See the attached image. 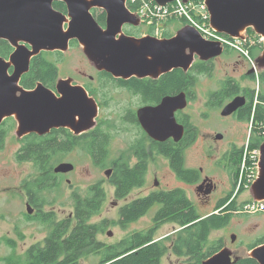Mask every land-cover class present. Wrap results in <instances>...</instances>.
I'll return each instance as SVG.
<instances>
[{
	"label": "rangeland",
	"instance_id": "374dc122",
	"mask_svg": "<svg viewBox=\"0 0 264 264\" xmlns=\"http://www.w3.org/2000/svg\"><path fill=\"white\" fill-rule=\"evenodd\" d=\"M86 1L90 2L91 0ZM56 3L64 5L65 13L57 10V8L54 7ZM124 6L126 11L130 13L129 15L132 18L133 23H125L124 25H122V32L119 34V37H126L135 41L144 38H150L157 41H165L175 38L179 35L178 33H183L185 30L191 29L200 37L203 42H217L214 41L215 39L204 38V30L210 29L212 27L211 15L208 10L207 0H173L172 2L167 3L164 6L157 4L154 0H139V5L136 8H131L128 5V2H125ZM52 8L62 13L66 17V24L63 25L66 31L67 22L70 21V18L67 16L65 2H53ZM101 11L103 10L99 9L98 7L90 9V13L97 24L98 22L95 18L101 14ZM103 12L105 13V11ZM125 25L128 26L124 27ZM196 25L200 26L202 30L197 29ZM98 26L103 32L106 31V13L104 26H101L100 24H98ZM215 35L218 37H221L222 35L226 36L225 38L229 39L232 43H230L228 40H226L227 42L222 43L221 47H219L221 49L219 55L214 57V72L211 76L201 75L198 77V85L195 88L197 98L194 99V101L191 102L189 106H187V109L186 107L182 109H186V112L184 111V113L190 116V122L192 123L193 127L197 129V137L195 139V142L191 144V146H189L186 151L187 165L191 169H195L197 171L201 170V178L207 177L214 182V184L217 186L215 194H213L208 201L206 200L203 202L199 197L200 195L196 192V188L202 183L198 184L199 181L193 184L177 183L175 181L174 175L166 170V160L161 156L158 157L159 170L160 172H163V174H159V182L161 183L159 185L167 188L180 187L186 190L187 197L192 201L197 211L202 216H205L214 211L215 199H217L218 196L223 195V193L219 194V191L228 189L227 186H229V175L227 174V172L223 171L220 165L221 154L225 150V148L222 146L221 142L217 143L212 148H209L207 146L208 137L211 138V134L215 133L222 134L225 137L226 147L227 143L229 142H233L235 144L241 143L242 146V144H245L249 135V130L251 128L250 122L249 124H241L243 126L240 128V134L237 135L236 132L239 130V128L231 119H223L220 117V115H218L215 109H209L204 106L206 92L211 88L214 89L215 83L225 77H232L235 79L238 78L242 83H245L247 81L245 80L247 76H243L241 78H239V76L242 75L243 71L248 68H250V70L254 69L253 76H251V79L254 80V83L249 82V86H254L255 84V88L257 89L258 76H260L259 74L263 71L264 68V36L257 34L253 26H247L246 28L242 29V31L238 35L242 39H233L235 36L225 35L222 33H218ZM0 40H4L12 48V52L9 56H11L17 50L16 44L14 43H17V45L24 44L20 43V41L18 40H15L14 42L9 39ZM72 41L69 42L68 48L65 51H56L61 54L60 56H57V54H53L50 57L52 59V62H54L55 59H60V62L56 63V65L58 66V78L54 87L56 86L57 89V87L61 85V83L66 82L71 87H79L83 89L88 99L96 107V117L93 119V123H91V125L81 133L76 134L69 128L64 129L72 132L74 136H80L82 134L90 132L98 126L104 129L106 121L115 125L110 130L111 136L107 144L108 156L104 161L105 167L97 166L95 159L86 154L83 151L81 145H77L71 148L69 151L60 154L54 159L53 167L51 169L53 176L52 180L58 181L60 183V186L58 190L57 188H51L40 192V194L38 195L39 201L42 202L40 210L42 212L55 213L57 219L69 217L72 214V194L74 192H77V194H79L80 196H85L87 189L90 186L99 183V187H101L105 193V199L102 207L100 208L99 212L93 217L92 221L93 223L106 221L105 229L98 236V240L106 244H115L126 235L134 231L147 230L151 227L152 218L158 208L157 205L150 209L144 217L137 221L129 223L125 227H121L119 225V211L121 207L125 206V203L128 204L134 200L142 199V197L146 196L149 192L155 189L156 187L153 186V181L157 179L156 177H152V175H149L148 180H150V182L146 183L143 189L139 187L132 189L128 196L122 200L116 199L114 197V189L109 182V178L105 177L104 172L109 169L112 172V162L115 163L119 158H121L122 166H125V161H128V166L129 160L133 158L134 155H131L129 151H127V149H124V147L127 144V141L139 138L141 132L134 130V128L129 126V123L124 124L122 122V104L120 103L122 99L119 97L120 95H116L115 93L113 95L112 101L101 99L100 102L102 104V107L99 108V102L97 101V98L91 96L85 90V85L93 81V79L95 80L104 78L100 80H108L106 77H102L101 74H99L107 72H105L104 70H100L99 64L95 63L88 56H86L83 50V46L79 45L77 41L76 45H74L71 43ZM245 44L248 47L246 49H243L242 47H244ZM24 47L32 51V48L29 45L24 44ZM252 48H257L259 50L258 55L255 58H250L247 53ZM44 52L55 51L44 50ZM226 52L230 55H222V53ZM39 54L32 56L30 59V63L32 59ZM184 56L190 59V61L187 60L188 63H190L189 68L192 67L191 63L196 58H199L201 60H209L202 59L198 54H196L195 52H191V50L188 48L185 50ZM243 58L244 64H242L241 61ZM7 64L8 67L10 66L13 68L12 72L11 70H9V76H12L14 73V65L10 61H7ZM241 65L243 68L241 67ZM173 70L158 73L156 77L148 76L143 78L159 79L164 74L169 73ZM24 74L20 76L17 83V87L21 90L22 87L19 84ZM109 75L112 77L111 79L116 80L140 78L136 76H132L129 78H120L114 77L111 74ZM100 83L103 84V82ZM108 84L112 83L109 82ZM39 85L45 87L41 83H37L32 90L27 92L35 91ZM45 88L47 89V87ZM52 93L56 96V98H60V94L57 93V90ZM180 93L172 96H165L164 98L174 97ZM123 101H128L131 107L135 105L134 100L127 98ZM158 105L152 108H155ZM255 107L256 102L253 103V106L251 108V113L249 116L250 121H253ZM175 113H177V111ZM14 120L16 121L15 128L13 131H11L7 138H5V140L3 141V146H1L0 141V239L6 238L14 241L15 247L12 250L4 243H0V259L19 258L31 246L36 244H40L42 246L44 238L47 234V227L45 224L40 223L36 220H27L24 216L25 214H27L25 195L29 194L24 188L27 184L34 182L35 179L37 180L39 177H41V174L39 173L41 171L35 168V164L31 160H18L17 155L20 150V139L27 135L35 133L20 134L16 117ZM242 152L244 153L243 150ZM250 152L252 154L257 153V159L259 160L260 151H258V149H251ZM127 153H129L130 155ZM61 164L73 165V170L65 174H56L55 169ZM242 169V178L247 172L253 173V179L251 177V180H256V178L259 177V174L257 175L259 170H255L256 173H254L253 167L248 164V161H243ZM241 177L238 180H241ZM167 188H165L164 190H169ZM243 189L244 190L241 193H237V214H234L233 217H231L230 215L231 219L229 218L230 221L226 227L221 230L212 231L209 235V240L219 241L222 243L223 247L221 250L228 254L229 258L232 260V263L236 258L245 256L250 257L252 251L255 248L264 245L261 244L249 250L250 246L254 245L257 240L264 237V198H261L258 195L253 186H251L247 190L246 187H244ZM32 209L33 214L35 208L33 207ZM177 230V225H162L156 232L155 238L157 240H159L160 238V240L165 242L166 246L169 247V244L174 239ZM108 232L111 233V236H107ZM232 235L236 237L234 242H231ZM98 259L99 258H97V256H91L82 260L81 264H96ZM207 260L208 259H206L204 262H206ZM0 264H7V262L0 261ZM160 264H188V262L187 259H182V257L177 256L172 253V251L168 250L161 258Z\"/></svg>",
	"mask_w": 264,
	"mask_h": 264
},
{
	"label": "water",
	"instance_id": "95a60500",
	"mask_svg": "<svg viewBox=\"0 0 264 264\" xmlns=\"http://www.w3.org/2000/svg\"><path fill=\"white\" fill-rule=\"evenodd\" d=\"M56 1L66 4L70 18L66 31L63 27L66 17L52 8ZM154 1L164 6L173 0ZM124 4L125 0H0V39L18 40L32 48L30 51L24 44L14 43L17 50L9 60L14 65L12 76L6 74L8 64L0 61V123L8 116H15L20 134L38 135L47 134L53 128H69L78 134L93 123L96 107L83 89L71 87L66 82L57 87L60 98L41 85L33 92L22 91L17 96V91L21 90L17 83L28 71L31 57L44 50L65 51L72 40L83 46L86 56L99 64L100 70L120 78L156 77L158 73L173 69L186 71L190 65V59L184 56L187 48L202 59L219 55L221 49L217 45L203 42L191 29L165 41L119 37L122 25L133 23ZM207 6L212 28L218 33L237 37L242 29L253 26L257 34L264 36V0H207ZM95 7L106 13L104 32L90 13ZM241 104L242 99H235L225 107L222 115L231 114ZM185 107L183 93L166 97L155 108L141 109L138 121L154 141L161 143L173 139L177 143L184 135V127L176 122L174 114ZM72 170L73 165L61 164L55 172L65 174ZM110 174V169L104 172L107 178ZM204 184L205 181L196 188L198 194L212 191V187L203 191ZM253 188L264 198V143L260 147L259 177ZM26 208L31 215L32 207L26 204ZM235 239L232 235L231 242ZM250 257L264 264V245L255 248ZM203 264H232V260L221 250Z\"/></svg>",
	"mask_w": 264,
	"mask_h": 264
},
{
	"label": "trees",
	"instance_id": "16d2710c",
	"mask_svg": "<svg viewBox=\"0 0 264 264\" xmlns=\"http://www.w3.org/2000/svg\"><path fill=\"white\" fill-rule=\"evenodd\" d=\"M128 5L131 8H136L139 5V0L135 3L129 0ZM54 7L65 13L63 4L56 3ZM95 19L98 24L104 26L105 13L101 11V14ZM71 43L76 45V41ZM11 52L12 48L8 43L0 40V57L8 58ZM258 52L257 48H252L250 50L251 57L255 58ZM53 54L61 55L56 51H43L32 59L28 72L20 80V86L23 89L32 90L37 83H41L48 89H54L58 78L56 63L60 62V59H55L52 62L50 57ZM194 70L197 72L195 76L183 70H173L161 76L159 78L161 83L157 85V96L161 98L166 94H177L185 91L196 82L199 75L209 72L202 64L195 65ZM99 74L107 79L112 78L107 73ZM150 89L144 88L146 92H149ZM89 91L91 96L97 97L95 92L90 89ZM251 108L252 103L249 105L247 117L250 116ZM6 125L10 131L13 127L15 128L16 123L10 124L7 122ZM114 125L106 121L104 129L98 126L80 136H74L67 129L59 128L53 129L43 136L30 134L20 140L18 160H31L35 164V168L41 171L39 172L41 177L27 184L24 188L30 194L31 204L38 211L35 216L30 217L27 214L24 216L27 220H36L45 224L47 234L42 246L40 244L33 245L19 258H1L0 261H5L7 264H81V261L85 258L97 256L99 259L96 264H160L163 255L170 250L177 256L186 257L188 264H202L222 249V243L209 240V235L212 231H217L226 225L231 215L232 205L227 208L228 212L225 210L223 214L211 213V215L202 217L192 201L184 197L180 190L153 193L121 207L119 211V225L121 227L137 221L156 205H158V210L153 217L154 226L152 228L134 231L115 244H106L98 240V236L105 229L106 221L99 223H93L92 221L105 199V193L99 187V183L90 186L85 196H80L77 192L72 194V214L69 217L57 219L55 213L40 210L42 206V202L39 201L38 197L40 192L51 188H57L58 190L60 186L58 181L52 180L51 169L54 159L71 148L81 145L83 151L95 159L97 166L105 167L104 161L108 156L107 144L111 136L110 130ZM252 126L253 142L255 143H252L249 149L258 148L264 141V136L256 135L257 132H264V109L262 106L257 105L255 107ZM185 127L187 131L181 141V148L193 143L197 137V131L191 122L185 120ZM157 148L159 153L168 155L173 168L178 173V177H185L191 182L196 181L197 171L181 172L183 170L181 158L183 151L180 147L166 142L157 144ZM119 159L115 163L112 162L113 169L109 182L114 189V197L122 200L128 196L132 189L143 184L144 173L142 172L141 163L136 167H128L126 164L122 166L121 158ZM243 161L244 154L242 150L235 151L234 168L232 169L235 172L234 189L242 180L237 193L244 190L249 174L247 172L243 178L241 177ZM239 176L241 180H238ZM164 223L178 226V231L169 247L162 240L157 241L155 238L156 230ZM0 243H4L12 250L15 247V242L10 239L2 238ZM261 244H264V237L250 246L249 250ZM232 264L258 263L254 259L245 256L236 258Z\"/></svg>",
	"mask_w": 264,
	"mask_h": 264
},
{
	"label": "flooded vegetation",
	"instance_id": "af4514ba",
	"mask_svg": "<svg viewBox=\"0 0 264 264\" xmlns=\"http://www.w3.org/2000/svg\"><path fill=\"white\" fill-rule=\"evenodd\" d=\"M126 26H128V25H125L124 27H126ZM121 32H122V30H121ZM233 39H242V38L239 37V38H233ZM221 45H222V43L220 44V47H221ZM247 47L248 46L245 44L244 47H242V48L246 49ZM247 53H248L249 57L251 58L250 51H248ZM222 55H230V54H228L226 52V53H222ZM6 60L9 61L10 56L8 58L0 57V61H2L4 64H7ZM214 61H215V58L209 59V60H201L199 58H196L191 63L192 67L188 68L186 71L190 72L192 75L195 76L197 72H196V70H194V66L197 64H202L204 67H206L209 70V72L207 74H202V75L211 76L215 70ZM241 61H242V64H244V58ZM241 67H242V65H241ZM9 70H11V72H12L13 68L10 66L7 68L6 74L8 76L10 75ZM253 73H254V69L250 70V68L245 69L243 71L242 75H240L239 78H241L243 76H247V78L245 79L247 81L245 83H242L238 78L235 79L232 77H225V78L221 79L220 81H218L217 83H215L214 89L211 88L210 90H207V92H206V98H205L204 106L206 108H209V109H215L217 111L218 115H220V117L223 119H231L234 122V124L236 126H238V128H239V130L236 132L237 135L240 134V128L243 126L241 124H245V123L249 124V122L251 123V125H250L251 128L249 130L248 138H247L245 144H242V146H241V143L235 144L233 142H229V143H227V147H226L225 146V144H226L225 137L222 134L215 133V134H211V138L208 137V145L207 146L209 148L210 147L212 148L214 145H216L217 143H220V142H221L222 146L225 148V150L221 154L220 165H221L223 171L227 172V174L229 175V177H228L229 186H227L228 189L219 191V194L223 193V195L218 196V198L215 199V201H214L215 209L211 213H222L223 214V213H225V210L227 211V208L232 205V209L230 212L231 217H233L234 214H237L238 186L235 187V189H234L235 172H234V170H232L234 168V164H233L234 152L239 151V150H243L244 151V153H243L244 154V160H248L250 166L252 165L251 160L249 158L250 153H251L250 152L251 149H249V148H251L250 145L252 143H255V142H253V137H254L253 126H252L253 121H250L249 117H247V111H248L250 103H252V106H253L254 102H256V106L257 105L262 106L264 109V68H263V71L260 72V74H259L261 76V78H260V76H258V84H257L258 88L257 89L255 88L256 87L255 84H254V86H249V82L254 83V80L251 79V76H253ZM199 76H201V75H199ZM198 80L199 79H197L196 82L191 87H189L187 90L181 91L186 97V109H187V106H189L190 103L193 102L194 99L197 98L195 88L198 85ZM100 82H103V84H101ZM109 82H111L112 84H108ZM159 83H161L160 79H149V78H143V79L134 78V79H128V80H123V79H119V80H116V79H108V80L95 79L94 80L93 79V81H91L87 85H85V90L89 94H90L89 89L97 94L96 98H97V101L99 102V104H98L99 108L102 107V104L100 102L101 99L102 100L106 99L107 101H112L113 95L115 93H116V95H120L119 97L122 99L120 102L122 104L121 105V113H122L121 114V120H122V122L124 124L129 123L130 127L134 128V130H136L138 132L139 131L141 132V135L139 138H137V139L135 138L133 140L127 141V144L125 145L124 149H127V151H129V153L131 155H134V157L129 160L128 167H136L139 165V163L142 164L141 166L143 168L142 172L144 173V175H143L144 181H143V184L141 186H139V188L143 189L145 184L150 182V180H148L149 175H152V177H156V179H157V180L153 181V186L156 188L153 189L151 192H149L146 196H144L142 198H145V197H147L153 193L180 190L182 192V194L184 195V197L189 199L187 197L186 190H184L180 187L167 188V187H163V186L159 185V184H161L159 182V174H163V172H160V170H159L158 157L161 156L167 162V166H165L166 170L169 171V173L171 172L174 175L175 181L177 183L193 184V183L199 181L198 184H201L205 181V184L202 187L203 191L207 190L208 187H210V188L212 187V191L209 194H206L205 196H203L204 195L203 192L199 193V195H200L199 197L202 199L203 202L206 200L208 201L212 197V195L215 194V192L217 190V186L214 184V182L211 179H209L207 177L201 178V170L197 171L195 169H191L187 165L186 151L189 148V146H191V144H193L195 141L193 143L188 144V145L181 148V141L183 140V137L185 136L186 131H187L186 127H185V120H187L190 123V116H188L184 113V111L186 112V109L182 110V111H177V113H175L177 123L184 127V135H183L182 139L177 143L174 142L173 139H168V140L161 142V143L154 141L144 132V130L141 128V126L138 123V112L141 109L147 108V107H154V106L158 105L160 103V101L162 100V98H164L165 96L175 95V94H166V95H163L161 98H159L157 96V90H158L157 85ZM144 88H151V89L149 92H146L144 90ZM49 90L52 92H55V90H57V89L55 86L54 89H49ZM22 91L27 92L30 90H25L22 88V90L17 91V96H19L22 93ZM57 93H58V91H57ZM127 98L135 101V105L133 106L134 108L129 105L128 101L127 102L123 101L124 99H127ZM237 98L242 99V104L235 111H233L231 114H229L227 116H223L222 111L225 109V107L228 106L232 101H234ZM14 119H15V116H8V117L4 118L2 120V122L0 123L1 146H3V141L5 140V138H7V136L11 133V131L14 130V127H13V129H11L9 131L6 123L7 122L11 123V124L13 122L16 123V121ZM196 131H197V129H196ZM142 134H143V137H142ZM256 135L264 136V132H261V133L257 132ZM166 142H170L171 144L177 145L178 147L181 148V151H183L182 157H181L183 170L181 172L185 173L186 171H189V170L197 171L198 175H197V179L195 182H191L190 180L186 179L185 177H181V176L178 177V173L173 168L172 161L170 160L168 155H164V154L158 152L157 144H164ZM263 143H264V141L262 142V144ZM262 144L258 148H253V149H258V151H260V147L262 146ZM19 146H20V141H19ZM129 153H127V154H129ZM127 163H128V161H125L126 165H127ZM241 169H242V166H241ZM256 181H257V179L254 180L250 184V186L246 187V190L248 188H250L251 186H253ZM136 188H138V187H136ZM165 188H167L169 190H164ZM25 197H26V204H29L33 208V205L30 202L31 201L30 194L25 195ZM224 200H226V201L224 203H221ZM126 204L127 203H125V205ZM157 210H158V208H157ZM211 213H209L205 216L211 215ZM35 215H36V209H34V213L31 214V216L30 215H28V216L32 217ZM202 217H204V216H202ZM231 217H230V219H231ZM141 218H139V219H141ZM230 219L228 220L226 225H224V227H226L229 224ZM166 224H171V223H164L162 225H166ZM162 225H160L158 227V229ZM153 226H154V223H153V218H152L150 228H152ZM224 227H222L221 229H223ZM158 229L156 230V232L158 231ZM221 229H219V230H221ZM156 232H155V234H156ZM157 241H160V238ZM182 259H187V258L182 257Z\"/></svg>",
	"mask_w": 264,
	"mask_h": 264
},
{
	"label": "built area",
	"instance_id": "2783aa9c",
	"mask_svg": "<svg viewBox=\"0 0 264 264\" xmlns=\"http://www.w3.org/2000/svg\"><path fill=\"white\" fill-rule=\"evenodd\" d=\"M129 0H127V2H128ZM131 2H137L138 0H130ZM196 28L197 29H200V30H202V28L200 27V26H198V25H196ZM215 34H218L216 31H214L213 29H212V27L210 28V29H207V30H204V38H207V39H215L214 41H220L221 43H223V42H227L226 40H228L230 43H232L229 39H227V38H225L226 36H221V37H218V36H216ZM263 132V131H262ZM261 133V132H260ZM249 158H250V160H251V163H252V167H253V171H254V173H256L255 172V170H258L259 169V167H258V159H257V153H255V154H252V153H250V156H249ZM259 173V172H258ZM258 173H257V175H258ZM252 174L253 173H249V175H248V178H247V184L245 185V187H248V186H250V184L254 181V180H251V177H252V179H253V176H252ZM240 182L241 181H239V185H240ZM238 185V186H239Z\"/></svg>",
	"mask_w": 264,
	"mask_h": 264
},
{
	"label": "bare ground",
	"instance_id": "6f19581e",
	"mask_svg": "<svg viewBox=\"0 0 264 264\" xmlns=\"http://www.w3.org/2000/svg\"><path fill=\"white\" fill-rule=\"evenodd\" d=\"M125 2H127V0H125ZM129 13V12H128ZM130 14V13H129ZM213 29V28H212ZM214 30V29H213ZM214 31H216V30H214ZM217 32V31H216ZM235 38V37H234ZM237 38H239V36H237ZM116 40H118V36L116 37ZM219 42V43H218ZM213 44H215V45H217L218 47H220V44H221V42L220 41H217V42H213ZM259 160H260V158H259ZM243 169H245V168H243ZM242 169V170H243ZM241 170V171H242Z\"/></svg>",
	"mask_w": 264,
	"mask_h": 264
}]
</instances>
